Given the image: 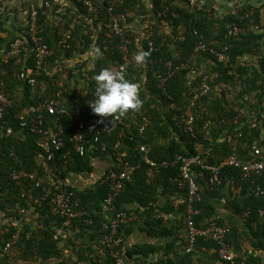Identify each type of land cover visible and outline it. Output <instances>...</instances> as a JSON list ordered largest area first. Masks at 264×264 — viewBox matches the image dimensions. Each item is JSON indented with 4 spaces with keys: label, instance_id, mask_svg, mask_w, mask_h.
<instances>
[{
    "label": "trees",
    "instance_id": "1",
    "mask_svg": "<svg viewBox=\"0 0 264 264\" xmlns=\"http://www.w3.org/2000/svg\"><path fill=\"white\" fill-rule=\"evenodd\" d=\"M71 1L76 9L72 17L79 13L82 15L80 24L73 21L74 18L67 17L68 14L58 12V8L44 14L41 13L42 7L38 9V34L49 48L54 49V55L48 57L47 65L43 70L41 69L38 75H34L33 52L26 58L21 57V63L17 64L13 61L5 63L0 56V87L13 101L12 108L6 114L7 123L18 131L19 125L15 115L22 107L34 103L44 96L61 91V97L71 112L70 115L63 117L61 122L63 126L69 127L64 136L65 150L71 144L69 137L73 128L71 114L74 109L77 108L82 117L96 115L88 103L93 98L92 95L96 87L95 75L104 68L119 71L120 65L126 64L122 71L128 80L139 85L142 107L138 111L129 110L123 115L122 123L112 122L113 126L110 131L101 134V139L107 141L106 150H102L100 144L97 149V153L110 152L115 157L116 152H125L124 162L137 164L132 180L125 184L115 201L118 210L134 214L133 218L120 228L125 260L128 264H223L224 262L210 259L215 243L202 237L197 238L194 250L189 253L185 252L188 242L183 210L182 207L174 209L171 200L172 196L183 195L177 184L172 181V178L176 177L180 171V163L160 167V172L155 179L151 183H147L144 175L147 164L144 155L139 152V145L145 143L150 149L146 157L157 163L171 162L177 155H193L197 151L195 148L197 144H201L202 148L199 146L201 149L212 147L211 155L207 157L209 162L219 160L231 152L230 145L219 138L223 129L226 128L221 120L231 118L237 112L236 108L229 107L230 101L226 98L214 96L213 100H209L202 97L195 101L193 107L197 129L195 138L181 127L179 128L171 116L173 107L187 110L200 75L193 76L194 74L188 72L189 69L177 71L169 79L166 92L157 88V75L159 72H164L166 62L179 63L189 60L193 55L195 45L202 36L206 41L217 40L218 45L226 44L228 46L230 61L226 65L218 64L217 67H214L219 70L220 74L216 81L227 82L233 89L242 86V93L236 94L235 98L238 103L237 107H240V111L249 119L243 115L237 119V124L242 121L245 123L241 127L242 136L239 138L236 151L244 157L248 156L249 146L264 131V123H261L260 114L264 110L259 108L264 98L262 95L264 92V50L261 46L264 33H248L240 37L225 35V22L237 20V18L230 14L223 18L214 17L213 15H218V10L222 7L216 0H206L205 8L196 12L197 14L188 9L189 0H150L149 9H146L144 5L145 0H123L122 3L113 6V12L135 10L124 21L126 36L131 39V45L127 58L123 59L118 49V39L113 36L108 27L109 12L107 7L110 5V0H93L98 18L95 17L96 12L87 18L81 3L75 0ZM31 3L38 6L40 2L33 1L27 4ZM14 5L15 0H0V48L5 46V42L13 36H28L26 3H21L16 8ZM249 7V4L242 5L240 11L244 12ZM263 7L264 4L255 7L254 19H261L260 10ZM134 17L143 19V24L147 22L146 30L143 29V35L128 27ZM10 19L11 26L8 27ZM63 21L67 28L72 29L70 48L58 49L56 48L60 38L58 31ZM99 22L102 23V27L95 32L93 28L97 27ZM164 23L168 26L167 30L161 27ZM177 35H183L184 39H176ZM148 40L154 41L158 49L150 53L146 63L137 65L134 56L140 50L147 51ZM247 56L252 62L247 61L243 66L237 65V59L244 57L246 59ZM203 58L207 59V62H205L206 66L202 65V69L208 71L213 67V64L208 61L210 59L213 62L214 59L209 54L202 53L201 58L197 59V64ZM151 60H155V63H150ZM70 61L72 62L70 63ZM56 62L62 64V72L58 70ZM23 69L28 75H34L35 83L33 85L16 79L17 73ZM254 87L261 89V94L257 95L256 103L250 105L246 99L245 101L241 100V94L252 91ZM78 90L80 94L77 97ZM233 98L234 96L229 100ZM202 104L209 107L207 114L200 112ZM151 105H153L152 108ZM175 108L174 110L177 111ZM145 109H149L150 118L143 137H140L138 135V127L141 124L140 112L142 113ZM251 112L256 115L251 117ZM188 113H191V110ZM207 118L210 121V129L208 135H205L200 124ZM22 135V139L14 135L0 137V213L9 216L7 208L21 204L26 208V211L33 210L37 217L30 224L25 219L21 221L23 231L20 232L19 240L13 248L16 256H13L12 260L9 254H4L0 256V264H25V261H35L37 264H112V260L103 252L102 239L106 233L104 226L107 219L101 213V203L108 191L105 176L114 166L109 167L93 187L77 190L75 187L65 185L72 198L78 200V209L85 210L86 215L83 218L73 219L70 227L72 232L66 240L55 239L53 237L54 230L61 219L52 211L47 201L41 200L37 204L27 203L20 196L21 187L15 185L8 177L12 169L18 168L38 169L41 174H46L45 167L36 160L39 153L45 154L46 148H43L37 136L28 133L27 130H24ZM11 149L15 152V158L10 155ZM89 154L88 150L82 156L75 153L69 154L60 179L63 181L69 179V173L74 175L90 173L92 165ZM48 166L50 168L51 163ZM192 169L196 170V166L192 165ZM226 172L229 175L235 174L234 170L229 167L223 169V173ZM31 190L36 195L42 194L40 188ZM202 190L212 195L211 198L214 196L217 199L225 197V194L220 190L209 192ZM158 194L165 195L161 203L158 201ZM211 200L204 198L202 194V199L197 203V206L202 208V213L196 217L198 225H201L203 219L215 218L217 223L223 222L224 218L217 214L216 210L218 201ZM229 202L235 216L247 206L251 208L252 214L256 208L264 207V197H255L253 194L242 193ZM132 205L135 208H131ZM139 209H142L140 214H138ZM166 214H170L171 217H165ZM13 216L20 217V214L16 213ZM137 217L140 220H137ZM85 218L92 219V222L85 223ZM230 220L232 229L229 238H232L236 244L239 226L237 227L235 217ZM35 221L36 224H34ZM203 222L205 223V221ZM40 224L41 226H39ZM247 226L254 236L262 239L261 243H263L264 222L256 230H253L249 224ZM136 228L146 232L149 236L165 240L161 244H127V238ZM177 229H182L184 232L179 243L173 237L174 234L176 235ZM8 238V234L0 235V249ZM261 247L264 248V245L261 244ZM152 255H157L153 262L149 259ZM253 259L255 258L251 260L253 261Z\"/></svg>",
    "mask_w": 264,
    "mask_h": 264
},
{
    "label": "built area",
    "instance_id": "2",
    "mask_svg": "<svg viewBox=\"0 0 264 264\" xmlns=\"http://www.w3.org/2000/svg\"><path fill=\"white\" fill-rule=\"evenodd\" d=\"M81 3V6L86 11V17L95 13V6L93 0H75ZM123 0H110V5L107 7L109 12L108 27L113 36L118 39V49L123 59L127 58L131 39L126 36V27L124 25L125 18L132 14L129 11L126 12H113V6L115 4L122 3ZM232 4H229V11L221 9L219 15H213L214 17H223L230 14L237 20L227 21L225 23V34L230 37H240L248 33H264V7L260 10V20L254 19L256 11L255 7L264 4V0H231ZM39 5L29 4L26 10L28 30L26 37L17 35L8 39L5 42V46L0 48V56L5 63L13 61L16 64L21 63V57H27L33 52L34 58V75H38L43 68L47 65L48 57L54 55V49L42 40L38 34L37 19L38 9L42 7L41 13L44 14L48 11L57 9L58 12L68 14L67 17H72L75 14L76 9H68L64 4V0H40ZM249 4L250 7L240 11L242 5ZM189 9L195 13L204 9L206 0H189ZM69 11V12H66ZM211 15V14H210ZM95 17L98 18V12L95 13ZM73 21L82 23L81 13L76 14ZM88 18V17H87ZM86 18V19H87ZM104 20V18H101ZM88 23V22H87ZM89 24V23H88ZM83 25V24H82ZM85 27V25H83ZM102 25L98 23L97 27L93 30L99 31ZM87 32V31H85ZM60 38L56 45V48L67 49L70 48V38L72 29L67 28L65 22H61L60 29L58 31ZM183 40V35H177L176 39ZM26 40H28L26 42ZM264 50V38L261 44ZM147 52L153 53L158 49L154 41H147ZM202 53H207L213 57V62L209 59L208 63H212L217 67L218 64H225L230 61L228 53V46L226 44L218 45L217 40L206 41L201 36L197 44L194 47V52L191 58L187 61H181L174 63L172 61L166 62V69L164 72H159L157 75V88L163 92H166V85L169 79L177 71L188 70L189 73L200 75L195 87L194 94L190 100L187 110L182 108L173 107L172 118L176 121V125L182 128L186 133L192 137H196V116L194 115L193 107L195 101L199 98H208L213 100L214 96L228 97L234 91L241 92L242 86L238 89H233L230 84L224 81L217 82V78L220 75L219 70L209 68L210 70L204 72L202 65L206 66L207 59H202L198 64L199 58ZM128 60V59H127ZM237 65L243 66L246 63L245 57L243 59H237ZM150 63H155V60H151ZM205 63V64H204ZM58 70L63 71L62 64L60 62L55 63ZM126 64H122L119 67V71L124 70ZM200 68V69H199ZM199 69V71H197ZM228 73L230 71H227ZM200 73V74H199ZM34 75H28L26 70H21L17 73L16 79L25 82L26 84L33 85L35 83ZM261 83V82H260ZM255 93H261V90ZM80 91H77V97ZM264 96V95H263ZM245 99L250 104H255V94L249 93L245 95ZM13 106L12 98H10L5 91L0 87V137H8L14 135L15 137L23 138L22 134L24 130L37 136L39 142L46 148L45 154L39 153L36 156L37 162L45 167L46 174H41L38 169L28 170L26 168L12 169L8 177L14 182L15 185L21 187V197L25 199L27 203L37 204L41 200L47 201L52 211L61 219L59 225L54 230V238L66 240L70 234V227L72 221L76 217H84L86 215L85 210L78 209L79 202L73 199L71 193L68 192L65 185H70L69 179L61 180V174L63 168L67 162L68 155L75 153L83 155L88 149H98L100 144L102 150H106L107 141L101 139L102 132H109L113 123H122L123 116L113 118H101L98 115H90L82 117L80 111L75 108L71 114L73 119V128L69 137L70 146L66 147L65 134L69 130V127L63 126L62 119L65 116L70 115V111L61 97V91L50 96H44L43 98L35 101L34 103L26 104L15 115V119L19 125L18 131L7 123L6 114ZM151 108L153 105L150 106ZM174 108L177 110L175 111ZM260 110H264V99L259 105ZM149 110V109H148ZM144 110L141 115V124L138 127V135L143 137L145 128L149 122V112ZM191 113H188L190 112ZM237 110V108H236ZM200 112H209V107L202 104ZM261 114V123H264V112ZM251 112V117L255 116ZM241 116V112H237L235 116L222 119V123L226 128L223 129V133L219 136L220 140L227 142L230 145L231 152L219 160L209 162V157L212 151V147L208 146L201 149V144L196 145V153L190 156L177 155L171 162L162 161L157 163L146 157L149 152V147L145 143H140L139 152L144 155L145 163L147 167L144 171L145 179L147 183H151L156 175L160 172V167L172 166L175 163H180V171L178 175L172 178V181L177 184L178 189L183 195L177 197H171L172 205L174 209L182 207L187 246L185 252H191L194 250L195 242L198 237H202L205 240H210L215 243L213 252L217 257L225 264H264V248L261 247L262 239L254 236L247 224L256 230L264 222V207H258L254 213L250 212L247 208L240 211L237 216L233 214L229 201L230 195L239 196L242 193L246 195L253 194L255 197H264V131L261 133L257 140H254L249 146L248 156H242L241 153H237L239 138L242 136V125L244 123L237 124L238 117ZM256 119V117H254ZM110 121V122H109ZM236 124V125H235ZM210 121L207 118L202 120L200 124L201 129L205 132V135L209 133ZM117 144L115 145V147ZM201 146V148L199 147ZM13 148V147H12ZM116 164L110 169L105 176L107 181L108 191L104 196L101 203V213L107 219V223L104 226L106 233L102 239L104 253L112 260V264H128L125 260L124 250L122 248L123 237L120 234V228L123 224L130 221L134 214L127 213L123 210H118L115 201L122 192L126 183L132 180V176L137 168V164L133 162H124L125 152H116ZM10 155L15 158V152L11 149ZM248 157V158H247ZM205 160H204V159ZM49 163L51 167L49 168ZM192 165L196 166V170L192 169ZM229 167L234 170V175H229L227 172L223 173V169ZM71 173H69V177ZM29 188V190H26ZM40 188L42 194L36 195L31 189ZM202 188L209 192L213 190H220L226 196L221 198L223 205L227 207V210L232 216L235 217L237 222V243L233 242V239L229 238L231 232V220L224 218L222 223H217L215 218L201 220V225L196 222V217L202 213V208L197 206V203L202 199ZM7 212L9 216L0 221V235H9V238L3 243L0 249V255L9 254L15 245L17 244L20 232L23 231L22 220L25 219L26 208L17 204L16 207H8ZM20 214V217L13 216L14 214ZM219 214V213H217ZM217 216V215H215ZM23 217V218H22ZM205 221V223L203 222ZM85 223H91L92 219L85 218ZM20 223L22 226H20ZM41 226V224L39 225ZM15 228V231L13 229ZM252 258L253 261L251 260Z\"/></svg>",
    "mask_w": 264,
    "mask_h": 264
},
{
    "label": "clouds",
    "instance_id": "3",
    "mask_svg": "<svg viewBox=\"0 0 264 264\" xmlns=\"http://www.w3.org/2000/svg\"><path fill=\"white\" fill-rule=\"evenodd\" d=\"M225 1H226L225 4H226L227 8L224 7L222 4H220L222 7L219 8L218 13L221 9H225V8H226L225 11H229L230 8L228 5L232 4V1L231 0H225ZM254 1L256 2V0H254ZM137 9H138V7H137ZM188 9H189V7H188ZM133 11H135V10H132V11L129 10V12H131V13ZM194 14H197V13L195 12ZM141 17L144 18V16H141ZM223 17H221V18H223ZM224 26H225V24H224ZM149 56H150L149 52L144 51V50H140L134 56V61L137 65H142V64L147 62V58ZM247 61L252 62V60L250 58H248V56L246 57V62ZM213 68H214V66H213ZM204 72H206V71H204ZM94 79L96 81V87H95L94 93L92 95L93 98L88 103H89V107L91 108L92 112L94 114L98 115L99 117L109 119V118H113V117L123 116L129 110L138 111L142 107L143 102L139 96V85L137 83H134V82L128 80L123 71H112L108 68H104L98 74L95 75ZM258 90H261V89L254 87L252 89V91H249L248 93L241 94L242 95L241 100L245 101V95H247L249 93L250 94L254 93L255 99L257 100V95L261 94V93H258V94L255 93ZM239 93H242V92H238V91L235 92L234 91L228 97H225L224 95L223 96L221 95V97H224L228 101H230L229 107L237 108V110H236L237 112H241V115L248 118L247 115H244L242 113V111H240V107H237L238 103L236 102V98H235L237 96H235V95L239 94ZM262 95H264V92ZM233 96H234V98L232 100H229ZM249 104H250V102H249ZM250 105H254V104H250ZM241 123H245V122L242 121ZM216 257H217V255H216ZM219 261L222 262L218 258V262ZM223 264H225V263H223Z\"/></svg>",
    "mask_w": 264,
    "mask_h": 264
},
{
    "label": "crops",
    "instance_id": "4",
    "mask_svg": "<svg viewBox=\"0 0 264 264\" xmlns=\"http://www.w3.org/2000/svg\"><path fill=\"white\" fill-rule=\"evenodd\" d=\"M34 0H15V8L19 7L21 5V3H26V6L28 7L29 2H33ZM218 2V4H222L224 7H226L225 4V0H216ZM35 3L40 2V0H35ZM32 4V3H31ZM64 4L66 5L67 9H72L74 8V3L71 0H64ZM144 5L146 7V9H149L151 6V1L150 0H145L144 1ZM227 8V7H226ZM26 13V12H25ZM13 24V21H12ZM102 24V23H101ZM8 27L11 26V19L9 21V24L7 25ZM128 27L139 34L143 35V23L141 21V18H133L132 21L128 24ZM161 27H163L164 29L167 30L168 26L164 23ZM72 61H70L71 63ZM201 69L203 67H200ZM199 68V69H200ZM242 102V101H240ZM242 108V107H241ZM89 151V156H90V162L92 165V169L90 173H84V174H80V175H74V174H70L71 176L69 177V182L71 184L72 187H75L77 190H82L86 187H93L94 184L100 179V177L102 175H104L106 173V171L108 170L109 167L111 166H115L116 164V157L113 156L112 154H110V152H105V153H97L96 149H88ZM203 189V188H202ZM203 197L208 199H212L211 201H218L217 203V213H219L220 216L224 217V218H233L234 216H232L230 214V212L227 210V207L225 205H223V201L222 199H217L216 196H214V198H211L212 195H210L209 193L203 192L202 193ZM226 196V195H225ZM236 197L235 195H230V198H234ZM163 198H165V195H161L158 194V201L159 203H161L163 201ZM131 208H135V206L132 205ZM142 212V209L138 210V214H140ZM7 215H5L4 213H0V221L5 220L7 217ZM165 217H171L170 214H166L164 215ZM35 217H37V214L33 211V210H29L25 213V221L32 222L34 221ZM138 218V219H137ZM137 220H140L139 217H137ZM34 224H36V221L34 222ZM20 226L21 223H20ZM175 235V234H174ZM173 237H175V241L178 240V243L180 242V240L182 239L184 233H182V231L180 229L176 230V235ZM179 236V237H178ZM178 237V239H177ZM180 239V240H179ZM165 239H158L152 236H149L146 232L144 231H140L137 228L135 230H133L130 233L129 238H127V244H131V243H137V244H141V243H163ZM2 256V255H0ZM157 255H152L151 261L153 262L156 259ZM137 259H139L138 257H136ZM210 259L214 260V261H218V258L216 257V254L214 252H211L210 254ZM12 263V262H11Z\"/></svg>",
    "mask_w": 264,
    "mask_h": 264
},
{
    "label": "rangeland",
    "instance_id": "5",
    "mask_svg": "<svg viewBox=\"0 0 264 264\" xmlns=\"http://www.w3.org/2000/svg\"><path fill=\"white\" fill-rule=\"evenodd\" d=\"M35 1V0H34ZM226 10V8L224 9V11ZM142 13L144 14V12L142 11ZM147 14V13H146ZM141 21H143V19H141ZM146 25H147V22L145 23ZM145 24H143V29H145L146 30V26H145ZM182 230V229H181ZM182 233H184L183 232V230H182ZM9 255L12 257V260H13V256H16L15 255V252L12 250L10 253H9ZM12 260L10 261V262H12ZM25 264H37L35 261H25Z\"/></svg>",
    "mask_w": 264,
    "mask_h": 264
}]
</instances>
